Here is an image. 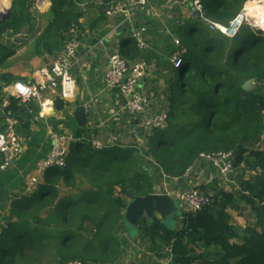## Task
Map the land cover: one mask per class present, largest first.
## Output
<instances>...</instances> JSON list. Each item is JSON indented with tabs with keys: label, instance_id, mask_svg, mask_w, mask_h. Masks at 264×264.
Masks as SVG:
<instances>
[{
	"label": "trees",
	"instance_id": "trees-1",
	"mask_svg": "<svg viewBox=\"0 0 264 264\" xmlns=\"http://www.w3.org/2000/svg\"><path fill=\"white\" fill-rule=\"evenodd\" d=\"M10 1L8 15L0 21V68L19 50L4 44L3 35L18 34L33 21L31 0ZM48 1L46 25L29 46L32 55L42 60L63 49L70 30L80 26V5L92 0ZM114 1L118 0H101L102 8ZM199 1L206 17L224 27L246 2L264 7V0ZM250 20L252 23H243L232 38L211 33L198 20L185 22L175 47L178 67L166 66L164 84L171 110L167 127L151 131L155 148L142 154L136 149L103 146L97 150L92 132L76 131L66 167L47 170L32 195L11 202L0 232V264H64L73 260L118 264L128 245L122 222L125 207L135 197L154 191V181L139 171L142 156L151 157L156 170L167 179H181L201 153L228 150L234 153L237 171L229 181V190L215 187L211 195L206 192L210 203L196 213L180 209L172 228L156 216L151 220L142 216L136 236L156 257H171L178 264H264V152L256 149L264 135V20ZM120 54L129 61L138 57L132 38L126 40ZM252 79L258 87L243 90ZM11 81L12 76L2 74L0 89ZM179 106L182 114L176 115ZM31 109L29 115V107L11 100L9 110L18 128H28L37 116V107ZM178 116L190 118L191 123L184 132L170 137L171 124ZM30 152L35 154L34 145ZM250 172L254 174L244 179ZM77 174L86 179L87 187L73 194L70 190L81 186ZM196 189L205 192L206 187ZM64 190L67 193L61 195ZM242 205L257 219L255 225L244 229L232 225L227 214ZM45 210L51 211L54 226L41 216ZM87 225L92 227L89 239Z\"/></svg>",
	"mask_w": 264,
	"mask_h": 264
},
{
	"label": "crops",
	"instance_id": "crops-1",
	"mask_svg": "<svg viewBox=\"0 0 264 264\" xmlns=\"http://www.w3.org/2000/svg\"><path fill=\"white\" fill-rule=\"evenodd\" d=\"M40 1L36 0L32 5L34 4V7L39 9ZM46 1L48 2L46 11L39 10L37 14L32 11L33 21L29 26L24 27L18 34L8 33L10 42L18 45L23 44L16 55L7 60L5 65L0 68V76L2 74L12 76L13 81L8 86L15 83L33 82L35 73L40 69L47 68L59 53L46 56L42 60L34 57L29 51L32 36L39 33L37 30L35 31L37 28L34 25L37 24V21L41 22L40 28L46 25L45 14L50 8V2ZM0 8H7V2ZM79 8L83 13L79 20L80 26L76 29L79 49L71 69L75 81L74 95L65 101L63 112H54L52 117L46 118L37 114L31 119L28 128H22L21 125L19 128L17 127V134L24 144L25 151L12 163L9 169L0 173V232L9 217L11 202L21 196L24 185L31 176L36 163L46 157L51 146L50 132L65 133L72 137L76 131L83 129L85 133L92 132L95 137H93V142H98L104 148L136 149L138 153L142 154L150 148L152 138L151 132L141 128L142 119L154 117L159 113L168 114L171 110L164 84V78L167 77L165 70H167L166 66L168 67L170 64V56L173 59L176 58L175 49L177 48L175 47L179 44L175 45L174 42L178 41L179 43L182 34L180 28L185 22L191 20L188 18L191 1L150 0L146 7L138 11L130 23L120 26L115 31L113 28L120 22V17H106L101 0L84 2ZM140 29H144L142 36L146 43V49L140 51L136 45L138 57L130 61L125 60L130 63L143 62L147 67L145 75L138 85V91L147 101L143 115L124 111L122 97L116 90L105 88L104 83L108 57L113 53L121 56L120 53L123 46L126 45V40L131 38L134 30ZM15 40L19 42L16 43ZM80 105L86 109L84 128H79L73 119V111ZM45 113H51V110H46ZM187 119L191 122L190 118ZM32 145H34V155L30 152ZM70 148L71 145L68 148L69 151ZM256 149L264 152V135L256 145ZM142 157L139 171L150 176L154 181L152 194L164 195L167 193L172 195L189 187L205 186L206 190L203 192L211 195L210 191L215 189V187L209 188V182L214 179L212 174L215 173L202 161L197 160L190 172L185 173L181 179H167L162 176V172L156 170L157 166L153 165L154 161L151 157ZM1 162L0 157V164ZM203 167L206 168L205 170H209L208 176L210 177H202ZM253 174L254 172L246 174L244 179L248 180ZM179 207L187 211L184 205H179ZM227 214L230 216V223L240 229H244L248 225H255L257 222L250 209L243 205L238 211L227 210ZM258 231L260 230L258 229ZM135 238H128V243L136 244L137 242L139 244L140 241ZM130 253L132 254L128 249H125L118 264H131V261L139 264L140 262L137 260L131 259ZM165 260L152 256L150 261L143 262V264H164Z\"/></svg>",
	"mask_w": 264,
	"mask_h": 264
},
{
	"label": "built area",
	"instance_id": "built-area-1",
	"mask_svg": "<svg viewBox=\"0 0 264 264\" xmlns=\"http://www.w3.org/2000/svg\"><path fill=\"white\" fill-rule=\"evenodd\" d=\"M150 0H118L106 5L104 15L106 17L119 16L120 22L115 25L113 31L120 26L130 23L139 10L148 5ZM191 8L188 18L198 20L202 26L209 31H219L224 36L232 38L239 31L245 22V18L240 14L233 19L227 27L211 22L206 18L204 9L199 0H190ZM240 18L237 25L233 28V21ZM220 27L228 29L224 33ZM76 28L69 32V38L63 49L57 54L53 62L47 67L40 69L35 73L33 82L15 83L8 87L0 89V173L9 169L24 153V144L17 134L18 121L12 116L9 110L11 100L16 101L18 105L29 107L28 114L33 110L31 106L38 109V116L52 117L54 111V101L56 98L69 100L74 95L75 81L71 74L73 61L77 57L79 49V40ZM144 29L134 30L131 38L135 41L140 51L146 49V43L143 40ZM178 45V41L174 42ZM176 61L177 59L174 58ZM178 67V65L176 66ZM147 70L143 62H128L119 54L113 53L107 59V67L104 75L105 88L116 90L123 99V109L130 114L143 115L147 107L146 99L138 91L140 80L144 77ZM48 94V95H47ZM45 109H50L51 113H45ZM168 114L159 113L151 118H144L141 121V128L144 131H153L165 129L167 126ZM51 148L46 157L38 161L24 185L21 196L32 195L41 182L43 174L52 168L64 169L66 167L69 154V146L74 141L70 135L65 133L50 132ZM95 149H101L98 142L93 143ZM199 161L206 163L213 172L222 179L228 180L236 176V167L234 166V153L231 150L217 151L212 153H201ZM191 167L186 173H189ZM162 176L166 177L164 174ZM167 178V177H166ZM173 198L179 205H184L188 212L196 213L210 203L209 195L189 187L185 190L176 192L172 195L165 194ZM64 264H83L81 261L73 260ZM164 264L174 263L169 257Z\"/></svg>",
	"mask_w": 264,
	"mask_h": 264
},
{
	"label": "rangeland",
	"instance_id": "rangeland-1",
	"mask_svg": "<svg viewBox=\"0 0 264 264\" xmlns=\"http://www.w3.org/2000/svg\"><path fill=\"white\" fill-rule=\"evenodd\" d=\"M32 1V3L33 2H35L36 0H31ZM6 2L8 3V0H6ZM40 4H39V9L38 8H35L34 7V4L32 5V11H33V13L35 14H37V13H39V10L40 11H43V10H45V9H47L48 8V4H45V3H42V1H40L39 2ZM251 3H253L252 5H254L255 3L254 2H246L244 5H243V7L241 8V10H240V12L238 13V15L237 16H239L240 14L242 15V17H244L245 18V22L244 23H246V24H249L250 22H251V20L250 19H254L253 17H251L249 14H246L245 13V10H246V7L249 5V4H251ZM43 5H44V7H43ZM11 6V1L9 0V4H8V7L7 8H5L4 10H3V14H2V19L1 20H3L4 19V17L6 18L7 17V15H8V13H7V11H6V9H8L9 7ZM258 6V5H257ZM261 7V6H260ZM263 7V6H262ZM207 18V17H206ZM207 19H209V18H207ZM211 22H213V20L212 19H209ZM219 20V19H218ZM254 20H256V19H254ZM260 20H264V17L262 18V19H260ZM37 24L36 25H34L37 29H35V31L37 30L38 31V29H43V28H40L39 27V25L41 24V22L40 21H37L36 22ZM215 23V22H214ZM252 23V22H251ZM218 24V23H217ZM218 25H220V24H218ZM234 25V24H233ZM204 27V26H203ZM206 30H208L206 27H204ZM209 31V30H208ZM222 31L224 32V33H227L228 32V29H222ZM211 33H219V34H221V35H223L221 32H219V31H210ZM251 32V31H250ZM9 34H7V35H3V37H2V42L4 43V44H7V45H14V47H17L19 50L23 47V44H20V45H18V44H15L14 42H10V36H8ZM35 36V34L32 36V37H34ZM224 36V35H223ZM226 37V36H225ZM229 38V37H228ZM29 40V39H28ZM15 42L16 43H18L19 41H17V40H15ZM12 43H14V44H12ZM23 52H25V50H23ZM172 56H170V58H169V63L170 64H172L174 67L175 66H177L178 65V62H177V60L175 61L173 58H171ZM172 62H171V61ZM173 62H174V64H173ZM165 72L167 73V75H168V71L167 70H165ZM256 87H258V83L256 82V81H254L253 82V86H252V89H251V91H253V90H255L256 89ZM179 94V93H178ZM177 97H178V99H181L180 97H179V95H176ZM182 112V109H181V106H179L178 108H177V111H176V115H178L179 113H181ZM182 114V113H181ZM189 123H191V122H189L188 121V119L187 118H180L179 116H178V118L176 119V121L175 122H173L172 124H171V129L169 130L170 132H171V134H170V137H176V136H178L180 133H182V132H184L185 131V129H188L189 128ZM167 127V126H166ZM181 130H182V132H181ZM150 147H151V149L153 150L154 148H155V142H153V141H151L150 142ZM71 150V149H70ZM152 153H155V151H153ZM153 165H154V163H153ZM208 168V167H207ZM206 168L205 167H203V170H202V177H210V176H208V174H210V172H209V170H205ZM81 175L80 174H77V177L78 178H81L80 177ZM212 177H214V179H212V181L211 182H209L210 183V185H209V188L211 187V189L213 188V187H216L217 186V188H219V189H224V190H229L230 189V184H229V181H230V179H228L227 181H225V179H222L221 177H219V176H217V175H215V174H212ZM210 180V179H209ZM80 182H81V186L78 188V189H72V190H70L71 191V193H76L80 188H86L87 187V182H86V179L85 178H81V180H80ZM212 190H214V189H212ZM67 193V190H64L63 192H62V194L61 195H63V194H66ZM181 209V208H180ZM41 216L46 220V222L48 223V224H50V225H52V226H54V224L56 223L55 222V219H54V217L52 216V213H51V211L50 210H45V211H43V213L41 214ZM156 216V215H155ZM156 217H158V216H156ZM159 218V217H158ZM175 224H173V226H174ZM52 226L50 227V229H52ZM87 231H88V234H86V239H89V237L91 236L90 234H91V231H92V227H91V225H87ZM137 235V233L135 234V232H133V231H131L130 229H128L127 230V234H126V236L128 237V238H130V239H134L135 237V239L137 240H139L140 241V239H139V237L138 236H136ZM129 247V248H128ZM148 246L146 245V244H142L141 243V241L139 242V244L136 242V244H133L132 242H130V243H128V245H127V247H126V249H128V251H130V252H132V254H131V256H132V258L131 259H135L134 261H138V262H140L139 264H143V262H146V261H150L151 259H152V256H155V253L154 252H151L148 248H147ZM144 259H146V260H144ZM137 262V263H138ZM131 264H135V262H132L131 261Z\"/></svg>",
	"mask_w": 264,
	"mask_h": 264
},
{
	"label": "water",
	"instance_id": "water-1",
	"mask_svg": "<svg viewBox=\"0 0 264 264\" xmlns=\"http://www.w3.org/2000/svg\"><path fill=\"white\" fill-rule=\"evenodd\" d=\"M50 6V5H49ZM10 7L6 9L7 13ZM3 8H0V21L3 14ZM254 80H249L243 85V90L251 91ZM65 109V102L59 98L54 101V111L63 112ZM73 119L79 128H84L86 125V109L84 106H77L73 111ZM158 216L162 223L168 228H172L174 218L180 215L179 204L168 195L150 194L146 197H135L130 200L125 207L122 215V222L125 229L137 233V223L140 217L145 216L149 220L153 216Z\"/></svg>",
	"mask_w": 264,
	"mask_h": 264
},
{
	"label": "bare ground",
	"instance_id": "bare-ground-1",
	"mask_svg": "<svg viewBox=\"0 0 264 264\" xmlns=\"http://www.w3.org/2000/svg\"><path fill=\"white\" fill-rule=\"evenodd\" d=\"M42 3H45L47 4L48 2L46 0H41ZM6 3V0H0V7ZM8 4H9V1L7 3V7H8ZM253 3L249 4L247 7H246V10H245V13L246 14H249L251 17H253L254 19L256 20H260L264 17V7H260V6H257L256 4L252 5ZM44 7V5H43ZM5 18V17H4ZM238 21H240V18L237 19L236 21L233 22V28L237 25ZM221 29H225L223 27H220ZM46 110H50V109H45Z\"/></svg>",
	"mask_w": 264,
	"mask_h": 264
}]
</instances>
